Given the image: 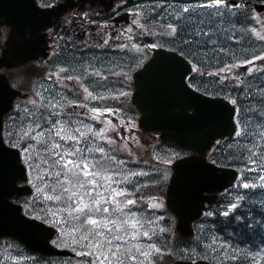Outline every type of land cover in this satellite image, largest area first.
<instances>
[{
	"label": "snow or ice",
	"instance_id": "6c2138e0",
	"mask_svg": "<svg viewBox=\"0 0 264 264\" xmlns=\"http://www.w3.org/2000/svg\"><path fill=\"white\" fill-rule=\"evenodd\" d=\"M130 2L134 11L127 27H101L95 13L84 12L63 37L57 33L55 59L42 62L52 68L44 69L45 85L15 105L7 126L0 119V209L20 211L7 200L20 190L17 181L34 189L31 203L25 201L31 218L16 219L44 244L72 253L60 264H165L166 256L174 264H262L264 11L257 12L252 0H119L116 11ZM50 3L40 0V7ZM31 6L39 11L36 0ZM17 39L30 43L35 37L33 31L14 32L9 51ZM156 49L173 53L183 84L191 79L203 103L225 100L229 106L227 139L223 133L213 138L216 158L197 161L200 173L189 181L178 167L188 161L176 164L174 176L167 167L179 154L135 158L120 135L121 125L135 127L119 118L132 111L125 89ZM233 165L241 167L233 169L228 184L248 191L231 197L225 189L230 198L224 211H198L204 219L184 247L157 246L154 241L172 231L171 218L164 228L156 215L164 195L177 206L196 201L218 169Z\"/></svg>",
	"mask_w": 264,
	"mask_h": 264
},
{
	"label": "water",
	"instance_id": "95a60500",
	"mask_svg": "<svg viewBox=\"0 0 264 264\" xmlns=\"http://www.w3.org/2000/svg\"><path fill=\"white\" fill-rule=\"evenodd\" d=\"M171 55L159 50L154 60L137 75L139 90L134 101L144 112L141 124L145 129L158 128L163 132V139L175 141L198 154L177 160L173 164L176 171V164L181 160L188 161L179 164L178 167L182 170L185 180L189 181L192 176L200 173L197 161L203 157L204 162L208 163L205 154L212 146L213 138L220 137V133L227 136L231 131L227 122L229 106L225 100H216L211 104L203 103L197 97L200 93L191 89L184 92L186 86L185 82L184 84L182 82L183 69L170 59ZM9 105L10 103L7 102V108ZM4 112V109L1 110L0 116ZM234 174L233 169L230 168L218 169L216 178L203 188L196 201L190 199L183 205L177 206L175 203L170 204L167 197L168 206L179 217L177 227L183 235L193 234L191 221L198 216V211L201 213L204 202L211 201L212 197L204 195V192H217L229 186L228 181ZM16 216L24 220L29 219L21 216L20 211L15 213L0 209V236L14 235L23 240L29 248L47 254L70 253L66 250H58L50 244H44L33 231L19 224Z\"/></svg>",
	"mask_w": 264,
	"mask_h": 264
},
{
	"label": "flooded vegetation",
	"instance_id": "af4514ba",
	"mask_svg": "<svg viewBox=\"0 0 264 264\" xmlns=\"http://www.w3.org/2000/svg\"><path fill=\"white\" fill-rule=\"evenodd\" d=\"M40 6V0H36ZM258 0H252V5L255 8ZM61 3H66V0H51L50 6L52 8ZM67 4V3H66ZM119 4V0H93L83 3L80 0H69L67 10L60 15L59 17L52 16L47 22L44 29V36L48 39L47 45H49L47 57H38L34 60L29 61L24 66L21 67H6L0 66V74L5 75L9 81L11 87L15 89H25V85L28 84L27 79L23 76L22 69H27L28 71L34 72V67L39 63L48 62L54 60L55 56L52 55L53 52V37L57 33L61 37L64 36V29L73 27V19L77 18L76 22L79 23V19L84 12L95 13L97 20L96 22L103 27L104 25H109L112 27H127L130 23L131 16L130 13L134 11L133 5L130 2L126 8H120L119 12L116 11V6ZM43 8V7H42ZM2 21V19H1ZM95 25L93 24L90 27V30L94 29ZM79 30L77 29V32ZM0 44H3L4 47L0 48V59L3 56V51L7 48V41L11 33V27L6 24H0ZM58 43H63V40H58ZM79 43V41H77ZM151 54V51H150ZM260 63V61H257ZM48 71H52V68L46 63ZM20 97H17L14 101V107L17 104V101Z\"/></svg>",
	"mask_w": 264,
	"mask_h": 264
},
{
	"label": "rangeland",
	"instance_id": "374dc122",
	"mask_svg": "<svg viewBox=\"0 0 264 264\" xmlns=\"http://www.w3.org/2000/svg\"><path fill=\"white\" fill-rule=\"evenodd\" d=\"M30 72H31V71H28L27 69H23V70H22V73H23L24 77H25V78L27 79V81H28V84L25 85V90H24V91L30 93V95H29V97H28L27 99H29V98L32 97V93H33V91H34V87H35V83H36L37 79L40 80V79L42 78V74H41V73L36 74V73H30ZM102 119H103V117H102ZM109 119H111L112 122L115 123V118L113 119V117H109ZM127 139H128V138H127ZM127 139H124V140L127 141ZM133 141H134V140H133ZM127 143H128V141H127ZM133 143H135V144H133L132 147H129V148H130V149H136V150L140 151V148H139V146L137 145V143H136V142H133ZM141 143H143V140H141ZM141 143H138V144L140 145V147H141V149H142V148L144 147V143H143V144H141ZM128 146H129V145H128ZM257 182H258V181H257ZM233 191H234V193H235V191L238 192V191H240V189H235V190H233ZM15 249H16V248H15ZM16 250H17L18 253H21V254H22V256H23L24 259H25V258L29 259V261H28L27 263H21V264H49V262H43V261H41V262H37V263H36V261H35V259H37L36 256L30 255V254H28L27 252L22 251L21 249H16ZM21 254H20V256H21ZM29 257H31V258H29ZM61 261H63V260H61V259L56 260V259H55V260H53L52 262H55V264H60Z\"/></svg>",
	"mask_w": 264,
	"mask_h": 264
},
{
	"label": "trees",
	"instance_id": "16d2710c",
	"mask_svg": "<svg viewBox=\"0 0 264 264\" xmlns=\"http://www.w3.org/2000/svg\"><path fill=\"white\" fill-rule=\"evenodd\" d=\"M173 147L174 146H176L178 149H179V147L177 146V145H172ZM161 152H162V150H160ZM165 153H162V155H164ZM214 210V209H213ZM162 225L164 226V225H167L166 223H164L163 221H162ZM168 226H166L165 228H167ZM174 232V228L172 227V231H171V233H169V234H167V235H162V236H160V238H159V240L157 241L158 243H161V242H166V243H169V242H171V240H173L174 239V235H172V233ZM250 239H253V238H250ZM233 242H235L236 244H237V247H239V246H246V245H243V244H241V243H239L238 241H229V243H233ZM254 243L256 244V245H259L260 244V241H259V238H254ZM262 264H264V262H262Z\"/></svg>",
	"mask_w": 264,
	"mask_h": 264
},
{
	"label": "bare ground",
	"instance_id": "6f19581e",
	"mask_svg": "<svg viewBox=\"0 0 264 264\" xmlns=\"http://www.w3.org/2000/svg\"><path fill=\"white\" fill-rule=\"evenodd\" d=\"M239 247H241V246H239Z\"/></svg>",
	"mask_w": 264,
	"mask_h": 264
}]
</instances>
